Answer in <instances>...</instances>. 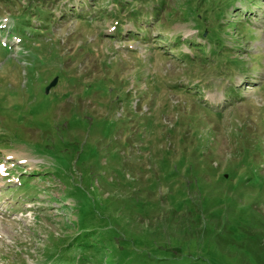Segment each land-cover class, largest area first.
I'll return each instance as SVG.
<instances>
[{"label": "rangeland", "instance_id": "rangeland-1", "mask_svg": "<svg viewBox=\"0 0 264 264\" xmlns=\"http://www.w3.org/2000/svg\"><path fill=\"white\" fill-rule=\"evenodd\" d=\"M0 264H264V0H0Z\"/></svg>", "mask_w": 264, "mask_h": 264}, {"label": "trees", "instance_id": "trees-1", "mask_svg": "<svg viewBox=\"0 0 264 264\" xmlns=\"http://www.w3.org/2000/svg\"><path fill=\"white\" fill-rule=\"evenodd\" d=\"M254 1V0H252ZM146 10H141V11H135V10H130L127 11L125 14L126 16L132 18V20L136 23V24H140L141 22H143V19H147V13L145 12ZM120 13H124L123 11H120ZM143 18V19H142ZM149 23V22H148ZM147 21L145 22V25L148 24Z\"/></svg>", "mask_w": 264, "mask_h": 264}, {"label": "water", "instance_id": "water-1", "mask_svg": "<svg viewBox=\"0 0 264 264\" xmlns=\"http://www.w3.org/2000/svg\"><path fill=\"white\" fill-rule=\"evenodd\" d=\"M48 90V89H47Z\"/></svg>", "mask_w": 264, "mask_h": 264}]
</instances>
